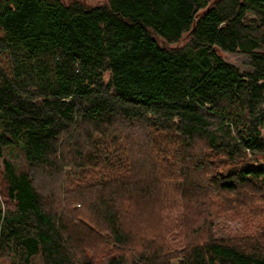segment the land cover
Returning <instances> with one entry per match:
<instances>
[{
  "label": "trees",
  "instance_id": "1",
  "mask_svg": "<svg viewBox=\"0 0 264 264\" xmlns=\"http://www.w3.org/2000/svg\"><path fill=\"white\" fill-rule=\"evenodd\" d=\"M258 204L264 0H0V264H264Z\"/></svg>",
  "mask_w": 264,
  "mask_h": 264
},
{
  "label": "rangeland",
  "instance_id": "2",
  "mask_svg": "<svg viewBox=\"0 0 264 264\" xmlns=\"http://www.w3.org/2000/svg\"><path fill=\"white\" fill-rule=\"evenodd\" d=\"M69 1V0H66ZM87 5L102 3L103 0H81ZM221 57L228 63L239 69H245L248 66V56L244 52H228L219 50ZM109 79V72L105 74V80ZM221 215L214 216L212 231L217 236H236L249 234L255 236L263 227L264 229V206H244L242 208L230 209ZM189 222V221H188ZM192 221L189 222V225ZM193 224V223H192ZM217 225V226H216ZM184 228V227H182ZM262 233V232H261ZM260 233V235H261ZM195 234V233H194ZM5 264H12L9 258L4 260Z\"/></svg>",
  "mask_w": 264,
  "mask_h": 264
}]
</instances>
